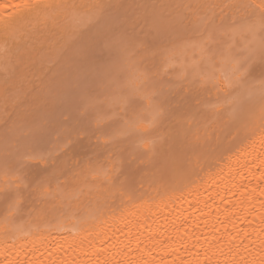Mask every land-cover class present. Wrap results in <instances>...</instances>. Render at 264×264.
<instances>
[{
	"label": "bare ground",
	"instance_id": "bare-ground-1",
	"mask_svg": "<svg viewBox=\"0 0 264 264\" xmlns=\"http://www.w3.org/2000/svg\"><path fill=\"white\" fill-rule=\"evenodd\" d=\"M261 2L0 0V121L49 88L61 69L45 63L85 41L84 26L96 23L103 33L114 14L133 8L153 17L158 9L188 13L184 35L151 59L158 70L177 67L186 85L198 81L206 96L204 116L166 112L147 86L156 73L140 67V55L127 62L145 106L122 127L140 136L150 170L125 190L111 159L80 167L71 160L58 184H33L29 195L21 188L11 219L0 202V264H264V17L243 7ZM189 136L202 138L189 145Z\"/></svg>",
	"mask_w": 264,
	"mask_h": 264
},
{
	"label": "rangeland",
	"instance_id": "rangeland-1",
	"mask_svg": "<svg viewBox=\"0 0 264 264\" xmlns=\"http://www.w3.org/2000/svg\"><path fill=\"white\" fill-rule=\"evenodd\" d=\"M151 7L156 10L155 4ZM158 10L160 13L156 12V17L152 14L154 11L144 14L138 8L129 10V13L120 10L114 14L113 25L103 33L100 25L95 27L96 23L86 25L82 30L86 34L85 41L81 36L80 43L62 59L45 63L49 68L61 69L57 78L44 93L24 97L15 109L7 110L6 117L0 121V178L7 159L11 162L9 176H24L29 188L22 190L29 195L31 188L35 187L31 185H37L40 179L44 180L43 185L65 180L71 173V160L80 161V167L84 163L101 165L111 159L117 186L125 190L139 186L142 174L150 170L143 162L147 156L138 143V133L122 126L131 114L144 108L145 99L140 91L132 89L128 63L141 56L140 67L156 73L157 77L147 86L154 90V101H159L166 112L170 111L169 108L180 110L178 112L186 108L189 115L194 110V115L204 116L199 102L206 98L204 93L202 95L205 88L198 81L186 85L180 80L177 67L172 65L165 67L164 71V68L158 70L157 60H152L156 59L152 57L154 51L162 50L161 47L174 38H181L184 27L186 29L189 24L187 20L190 22L188 13L181 12L179 16L175 12L174 16L171 10L170 13ZM181 14H187V18ZM185 89L190 93L185 94ZM195 121L198 122L197 118ZM220 135L216 130L212 137ZM201 138L189 136L187 144H196ZM104 165V169L108 168ZM18 168L23 171H15ZM61 175L64 177L59 178ZM39 202L34 198L35 205Z\"/></svg>",
	"mask_w": 264,
	"mask_h": 264
},
{
	"label": "snow or ice",
	"instance_id": "snow-or-ice-1",
	"mask_svg": "<svg viewBox=\"0 0 264 264\" xmlns=\"http://www.w3.org/2000/svg\"><path fill=\"white\" fill-rule=\"evenodd\" d=\"M236 7V6H234ZM243 7L248 8H259L261 10V16L264 17V0H262L261 4L255 5V4H249L244 5ZM31 158H37V157H31ZM42 158V157H41ZM11 168V162L9 160H5L4 163V173L2 175V178H0V183H3L5 185L2 192H0V201L7 204V210L8 214L4 215L5 220H9L12 218L13 213H17L19 211V199L20 196V189L24 188L27 189L29 185L25 183V177L21 175H16L13 180H9V169ZM17 172H22V168L15 169ZM262 179H264V176H262ZM19 182L16 184L15 182ZM44 183L43 179H40L37 182L36 187L41 188ZM48 196H51V193H42L43 198H48ZM53 211H57V208H53Z\"/></svg>",
	"mask_w": 264,
	"mask_h": 264
}]
</instances>
